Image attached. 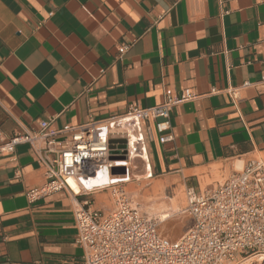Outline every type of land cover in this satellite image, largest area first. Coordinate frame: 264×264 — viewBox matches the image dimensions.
<instances>
[{
	"label": "crops",
	"instance_id": "crops-1",
	"mask_svg": "<svg viewBox=\"0 0 264 264\" xmlns=\"http://www.w3.org/2000/svg\"><path fill=\"white\" fill-rule=\"evenodd\" d=\"M263 78L264 0H0V142L40 121L52 132L104 123L159 105L166 89L194 93L171 112L173 141L146 123V158L129 160L124 184L147 180L142 201L155 198L166 222L186 218L179 235L159 233L172 241L192 225L186 189L264 165ZM40 153L24 144L0 157V264H83L74 213L85 201L107 213L112 201L60 191L30 204L45 181Z\"/></svg>",
	"mask_w": 264,
	"mask_h": 264
},
{
	"label": "built area",
	"instance_id": "built-area-1",
	"mask_svg": "<svg viewBox=\"0 0 264 264\" xmlns=\"http://www.w3.org/2000/svg\"><path fill=\"white\" fill-rule=\"evenodd\" d=\"M128 49L120 45L118 52ZM228 94L235 100L238 88ZM194 98L188 88L179 94L166 89L159 105L130 106L104 123L91 121L52 132L48 122L40 121L38 133L2 139L0 157L13 155L19 145L41 143L38 163L45 170V181L27 191L30 204L60 191L75 197L108 191L113 205L109 212L91 209L85 201L74 213L83 264H239L249 257H264V165L260 162H250L203 191L186 189L181 214L189 215L192 225L175 241L159 234L160 220L143 213L124 188L129 160L146 158V123H154L159 143L173 141L171 112ZM121 141L124 150L116 149ZM114 167L125 168V175H112ZM105 174L109 182L93 183Z\"/></svg>",
	"mask_w": 264,
	"mask_h": 264
},
{
	"label": "rangeland",
	"instance_id": "rangeland-1",
	"mask_svg": "<svg viewBox=\"0 0 264 264\" xmlns=\"http://www.w3.org/2000/svg\"><path fill=\"white\" fill-rule=\"evenodd\" d=\"M148 184L149 182L147 180H140L139 182L134 181L133 184L130 186V188L126 189V191L129 194V197L132 199V201L135 204L139 205L140 210L143 213L149 216L156 217L159 220H161L159 224V231H158L159 233L161 232L163 235L169 237L170 239L173 236L179 235L182 232L184 226H186L185 225L186 222L184 221L186 218L177 217V218L171 219L168 222H166V220H168V217L162 219L161 213L157 212L156 210L150 207L153 201L156 200L155 198L145 199L144 201H142L143 200L142 194L143 192L144 194L147 193V189L149 188ZM103 192L108 193V191H103ZM108 197L110 201H112L110 195ZM182 198L184 199V192L182 193ZM160 215L161 217H159ZM179 216H182V215H179ZM239 264H264V257L262 256L249 257L248 259H246L243 262H240Z\"/></svg>",
	"mask_w": 264,
	"mask_h": 264
},
{
	"label": "water",
	"instance_id": "water-1",
	"mask_svg": "<svg viewBox=\"0 0 264 264\" xmlns=\"http://www.w3.org/2000/svg\"><path fill=\"white\" fill-rule=\"evenodd\" d=\"M121 143V147H119V148H121V149H124L125 148V142L124 141H121L120 142ZM125 168H123V167H114L113 169H111V174L112 175H125Z\"/></svg>",
	"mask_w": 264,
	"mask_h": 264
},
{
	"label": "bare ground",
	"instance_id": "bare-ground-1",
	"mask_svg": "<svg viewBox=\"0 0 264 264\" xmlns=\"http://www.w3.org/2000/svg\"><path fill=\"white\" fill-rule=\"evenodd\" d=\"M145 159V158H144ZM141 160H142V158H141ZM145 162V161H144ZM146 163V162H145ZM142 169V168H141ZM144 170V169H143ZM107 182H109V179L107 178V176H106V174L105 175H103L102 177H101V179L99 180V181H95V182H93V183H96V184H106ZM262 259V258H261Z\"/></svg>",
	"mask_w": 264,
	"mask_h": 264
}]
</instances>
